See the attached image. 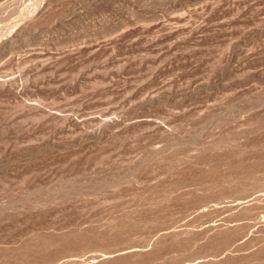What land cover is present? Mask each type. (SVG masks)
Listing matches in <instances>:
<instances>
[{
	"label": "rangeland",
	"instance_id": "rangeland-1",
	"mask_svg": "<svg viewBox=\"0 0 264 264\" xmlns=\"http://www.w3.org/2000/svg\"><path fill=\"white\" fill-rule=\"evenodd\" d=\"M0 264H264V0H0Z\"/></svg>",
	"mask_w": 264,
	"mask_h": 264
},
{
	"label": "bare ground",
	"instance_id": "bare-ground-1",
	"mask_svg": "<svg viewBox=\"0 0 264 264\" xmlns=\"http://www.w3.org/2000/svg\"><path fill=\"white\" fill-rule=\"evenodd\" d=\"M3 82H4V81H3ZM4 85H5V83H4ZM2 87L4 88V86H2ZM7 87H8V86H7ZM10 88H11V87H10ZM10 88H9V89H10ZM14 90H15V89H14ZM18 90H19V88H18ZM11 91H12V90H11ZM12 92H13V91H12ZM17 92H18V91H17ZM17 92L15 91V93H17ZM15 93H14V94H15ZM19 93H20V92H19ZM58 114H59V113H58ZM55 115H56V114H55ZM77 122H78V121H77ZM141 124H142V123H141ZM158 124H159V123H158ZM83 130H84V129H83ZM84 132H85V131H84ZM89 132H90V131H89ZM96 133H97V132H96ZM89 134H90V133H89ZM94 134H95V133H94Z\"/></svg>",
	"mask_w": 264,
	"mask_h": 264
}]
</instances>
